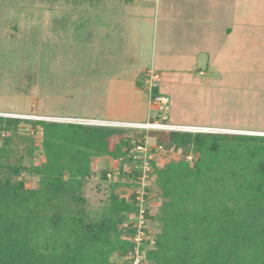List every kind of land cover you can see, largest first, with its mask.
<instances>
[{"label": "rangeland", "instance_id": "374dc122", "mask_svg": "<svg viewBox=\"0 0 264 264\" xmlns=\"http://www.w3.org/2000/svg\"><path fill=\"white\" fill-rule=\"evenodd\" d=\"M78 1L0 0V116L126 122L114 124L126 129L125 138L135 140L142 135L134 122L157 117L204 133L264 136V29L254 32V44L245 35V41L230 45L234 50L223 53L217 47L220 35L203 31L210 26L207 20L189 26L184 19L195 11L198 18L206 17L209 3L216 0ZM234 2L241 20L251 14L264 24V0ZM211 45L214 49L207 50ZM153 76L157 87L152 93L168 99V110L151 103L146 80ZM23 129L24 136L31 127ZM41 145L38 132L34 145L15 146L12 162L40 165L45 161ZM146 145L156 147V139L148 138ZM152 156L161 167L180 159L179 153L163 149ZM91 161L96 175L85 181L83 193L96 218L109 211L113 194L127 197L132 191L119 175V161L108 156ZM27 185L37 183L28 180ZM153 188L149 211L155 216L161 194ZM149 223L146 230L153 239L159 223Z\"/></svg>", "mask_w": 264, "mask_h": 264}, {"label": "trees", "instance_id": "16d2710c", "mask_svg": "<svg viewBox=\"0 0 264 264\" xmlns=\"http://www.w3.org/2000/svg\"><path fill=\"white\" fill-rule=\"evenodd\" d=\"M23 125L31 127L24 136ZM135 129L139 140L125 138L124 127L0 116V264H133L131 217L140 214L142 175L135 156L143 154L133 152L148 138L156 139L150 155L163 149L180 159L162 167L149 160L145 217L147 230L155 219L159 231L142 243V264H264V136ZM38 132L45 161L13 163L15 146L34 145ZM103 156L119 161L132 194H113L109 211L94 218L83 188L96 175L91 160ZM154 186L161 194L155 216Z\"/></svg>", "mask_w": 264, "mask_h": 264}, {"label": "crops", "instance_id": "0c3cea01", "mask_svg": "<svg viewBox=\"0 0 264 264\" xmlns=\"http://www.w3.org/2000/svg\"><path fill=\"white\" fill-rule=\"evenodd\" d=\"M216 4L214 1L209 3L208 10L206 12V17L201 16L198 18L196 11L195 13L191 12L187 15H184V19H186L185 23L189 26H196L197 24L204 25L205 20L209 23L210 26L207 28L205 27L203 31H205V35L208 36H216L217 34L220 35V43L217 42V47L219 46L223 53L229 52L231 50H234L233 46H230L233 44V42L237 43L241 39H244L245 41V35L247 36L246 39L252 40V37L254 36V32L256 34V31L258 29H264V24H261V20H256L254 17H251V14H246V16L243 17V20H241L240 15L238 13L239 10V3H235L234 0H216ZM196 5V3H195ZM203 14V13H202ZM236 16V17H234ZM198 19V20H196ZM201 19V20H200ZM264 22V20H262ZM243 22V23H241ZM243 28H246V31L243 30ZM256 28V29H253ZM193 30H190L191 36ZM212 32V33H210ZM210 33V34H209ZM246 33V34H245ZM255 40H252L251 43L254 44ZM230 43V44H229ZM216 47V48H217ZM214 49V47L211 45L208 47L207 50ZM208 51L205 53L208 55ZM102 121V120H98ZM105 122H112L104 120ZM112 123H126V122H119L114 121ZM135 123V122H134Z\"/></svg>", "mask_w": 264, "mask_h": 264}, {"label": "built area", "instance_id": "2783aa9c", "mask_svg": "<svg viewBox=\"0 0 264 264\" xmlns=\"http://www.w3.org/2000/svg\"><path fill=\"white\" fill-rule=\"evenodd\" d=\"M152 79L156 80L157 77L153 76L150 80H146V84L151 89V103L160 111L168 110V99L159 95L152 93L153 89H155L157 86L152 81ZM166 120V118H163ZM82 121H78L76 123L78 124H84V125H99V126H116L114 123L109 124L105 121H98V120H87V119H79ZM137 128L140 129H147V130H169V131H182L180 128L186 129V131L183 132H205L202 130H198V127H183V126H175V125H169L165 124L160 120L157 121H150L147 123H134ZM196 128V129H195ZM140 151L143 152L142 155L135 156V159H139L142 161V175L138 179V184L140 185V189L138 191V198L139 206H140V214L138 217L132 216V228L136 230V236L134 238L135 248L130 253L131 258L133 259V264H142L143 263V255H142V243L144 240L148 237V231L147 228V219L145 217V187L147 186V181L149 178V173L151 171L149 160L152 159V155L149 154V148L146 146L144 147H138L136 150H134L133 153ZM191 159V158H190Z\"/></svg>", "mask_w": 264, "mask_h": 264}]
</instances>
